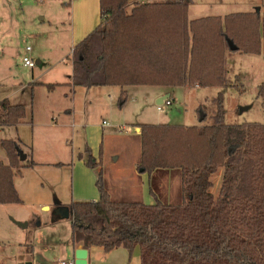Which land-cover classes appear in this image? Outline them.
I'll return each mask as SVG.
<instances>
[{"label": "trees", "instance_id": "1", "mask_svg": "<svg viewBox=\"0 0 264 264\" xmlns=\"http://www.w3.org/2000/svg\"><path fill=\"white\" fill-rule=\"evenodd\" d=\"M98 5V25L71 52L72 86L118 87L120 109L127 100L125 87L221 91L208 125L134 126L139 169L148 175L177 170L179 203L158 197L152 205L113 202L99 169L98 200L67 205L71 245L104 252L121 247L129 256L137 249L140 264H264V126L225 124L222 93L229 86L227 51L264 58V12L191 20L189 0L131 6L129 0H98ZM263 90L264 83L259 95ZM24 118V105L0 100V128L15 127ZM0 144L6 156V164L0 161V205L20 204L14 177L34 163L21 164L17 141ZM78 158L91 170L99 166L88 147ZM219 168L222 180L214 197L211 176Z\"/></svg>", "mask_w": 264, "mask_h": 264}, {"label": "rangeland", "instance_id": "2", "mask_svg": "<svg viewBox=\"0 0 264 264\" xmlns=\"http://www.w3.org/2000/svg\"><path fill=\"white\" fill-rule=\"evenodd\" d=\"M71 1L75 5L72 9ZM134 2L136 0H129L130 6ZM82 5L83 12L80 10ZM253 11L264 12V0H189L187 14L192 20ZM99 21L98 0H0V100L7 98L13 103H24L28 115H32L36 126L38 159L45 158L43 140L46 133L51 136L50 141L53 142V162H63L64 166H67L70 158L83 153L84 143L77 138L82 131L75 125L70 127V118L67 114L68 118L64 117L63 111H58L64 110L66 106L68 110H72L73 107L77 121L85 120L86 113L94 124H101V121L105 120L111 125L113 120H121V117H124L129 123L126 127L131 132L135 124L198 126L211 123L209 116L215 111L213 99L221 91L218 88L184 87L167 90L150 86L130 87L126 90L128 96L122 114L117 106L119 96L117 87H92L90 91H98L97 93L102 95V97L99 95L101 102H94V97H91L93 98L91 105L84 102L86 88L70 84L71 52ZM36 59L42 61L41 66L35 64ZM25 60L32 61L34 67H25L23 65ZM226 69L229 86L222 91L224 123L237 125L256 122L264 126V90L263 95H259V86L264 83V58L227 51ZM33 82H38V85L35 86ZM41 83L59 84V87L53 93H48L39 85ZM232 85H237L238 90L232 88ZM72 91L75 92L74 97ZM162 91L169 94L171 105L162 106L163 111L158 112L157 100L154 97L157 92ZM204 114L207 118L203 122L200 116ZM55 120L63 125L61 131L51 128ZM121 127L107 129L119 132ZM73 134L76 135L74 139ZM117 135L113 147L110 146L104 155L103 166L106 171L114 164L109 158L112 152L119 155L116 167H123L132 160H139V138L134 137L133 132ZM4 139L17 140L15 130L0 128V142ZM0 158L6 160L1 144ZM44 169L47 170L43 168L25 172L22 170L24 175L22 182L17 177V184L19 186V183H22L18 191L25 199L21 204L0 205V264H16L19 259L16 248L8 244L9 238L4 235L5 229H12L17 233L21 231L29 244H37L39 256L32 259L34 264L45 262L44 258L49 256L46 248L70 242L71 221L62 217L59 209L53 205L57 200L66 199L69 195L70 173L66 167L62 170L52 167ZM170 172L172 174L167 177L168 171L156 172L150 185L158 194H163L165 180L167 183L169 181L172 194L178 197L179 172L177 170ZM222 174L223 169L219 168L211 176L210 192L214 197L218 196ZM61 180L64 182L58 199L55 182ZM41 196L43 200L39 198ZM40 201L45 203L41 204ZM175 202L179 203L176 198ZM175 202L166 201V204H177ZM14 216H21L23 225L26 223L27 226L22 227L18 224L20 221Z\"/></svg>", "mask_w": 264, "mask_h": 264}, {"label": "crops", "instance_id": "3", "mask_svg": "<svg viewBox=\"0 0 264 264\" xmlns=\"http://www.w3.org/2000/svg\"><path fill=\"white\" fill-rule=\"evenodd\" d=\"M68 5V4H67ZM73 1L70 3V8L73 7ZM75 6V5H74ZM84 5L80 7V10L83 12ZM99 10V5H98ZM98 25V24H97ZM96 25V26H97ZM95 26V27H96ZM94 27V28H95ZM92 31V30H91ZM88 35V34H87ZM35 63H38V66L42 65V61L40 59H36ZM228 64V62H227ZM33 84L36 86L38 85V82H33ZM42 87L45 88V90L48 93H53L58 87L59 84H56L55 88L52 90H48L46 88V85L41 83L39 84ZM134 87V86H133ZM125 87L124 91L127 90ZM92 88L86 89V92L84 93V102H88L89 105L93 102H101L100 93H97L98 91H90ZM118 94L120 92V88H118ZM162 89H169L164 88ZM73 92V97L75 95V92ZM127 92V91H126ZM162 92H165L163 95H161ZM161 93L157 92L154 99L158 101L164 99L165 97H168L169 94H167L166 91H162ZM159 93V94H158ZM66 96V94H64ZM100 95V96H99ZM128 96V94H127ZM7 99V98H4ZM74 99V98H73ZM8 100V99H7ZM9 101V100H8ZM12 105H17L19 103H13L9 101ZM24 105V103H22ZM25 106V105H24ZM72 106H74V101H72ZM66 106L64 110H58L63 111L64 117L70 118V123L72 127L75 125V127L80 128L82 131L81 134H78L77 138H80L82 142L84 143L83 152L85 151V148H89L92 157L95 159L96 163L99 164L98 168L96 170H91L87 168L84 164L83 159H79L78 156L70 158V162L66 164L67 166H64L63 162H53L52 158V150L53 142L51 140V136H49L48 133L44 136V149L43 152L45 154V158L38 159L37 157V141H36V135H35V120H33L32 115L29 116L27 113V109L25 107V118L22 120L21 123H19L15 127H5V128H13L17 135V141L19 144L20 152L22 155L25 156V160H21V164L25 165L27 162L32 161L34 163L31 167H23L21 171L24 172L27 170H33L36 168H43V170H47L44 168H57V170H62V168H67L66 170L68 173H70V183H69V195L66 197V199L57 200L54 202V207L58 208L59 210H62L63 208H66L67 205H69L71 202H96L99 198V194L95 185L96 182V172L97 170H101L102 177H103V184L104 187L108 193L109 199L113 202H135V201H141L145 205H152L155 202V198L162 199L167 202H175V198L177 201H180L176 195L172 194V188L170 186V182L168 183L165 180V191L163 194H156L151 189L152 179L153 175L156 173H153L151 175H148L147 173H144L141 169H139V163H140V156L139 160H132L129 163L125 164L123 167H116V162L119 160V155L116 154V152H112L109 158L113 161V165L108 168V170H105L104 165V155L107 153L108 149L113 147L114 142L117 140V133L118 130H108L107 127H121L118 125H124L122 127H126L129 123L126 122L124 117H121L122 119L113 120L111 123V126L108 122L105 120L101 121V124H94L91 122L89 115L86 113L85 120L83 121H77V116L75 111L68 110ZM126 107L125 105L121 108L119 111L121 114L124 112ZM53 111H50L52 113ZM67 114V116H66ZM67 117V118H68ZM138 117V116H137ZM137 121V120H136ZM54 125H52L51 128H55L58 130L63 129V125L59 124L56 120L54 121ZM102 122H106L107 125H103ZM120 123V124H119ZM123 123V124H122ZM133 123V122H131ZM140 125V124H139ZM48 126V121L47 125ZM135 126H138V124H135ZM40 127V126H38ZM50 128V129H51ZM3 129V128H1ZM27 132V134H26ZM133 136L139 138V128L134 127ZM132 132L128 133L131 134ZM57 133V131H56ZM76 135H72L73 139L76 138ZM50 137V138H49ZM4 140H11V139H4ZM140 142V140H139ZM43 148V146H42ZM107 150V151H106ZM81 154V153H80ZM79 155V154H78ZM117 155V156H116ZM6 157V156H5ZM0 161L2 163L6 164V160L3 158H0ZM20 171V174L16 175L14 177V186L15 189L20 197L21 203L23 202V196L18 191L19 186H22V183H19V186L17 184V177L20 178L22 182V178L24 175H22V172ZM172 174V172L166 173V177ZM164 180V178H163ZM66 181V179H65ZM64 181H57L55 182L56 189H57V197L60 199V193L61 189L63 187ZM178 182L180 187V175H178ZM212 182V181H211ZM162 185V184H161ZM42 199V196L39 197ZM20 203V204H21ZM41 204L45 203V201H40ZM177 203V202H175ZM9 205V204H8ZM17 221H20L19 223L22 224V227H26L27 224L25 223L23 226V220L21 216H14ZM18 230V229H17ZM20 233H17L16 231H13L12 229H5L4 235H6V238H9L8 244H12L18 251V261L16 264H34L33 258L39 256V251L37 250V244L33 243L29 244L27 238H24V233L19 231ZM23 236V238H22ZM82 248L81 246H75L73 247L71 243H67L66 245H54L51 246L48 249L49 256L44 258L43 263L45 264H59L60 261L63 260H73L74 261V251L76 249ZM42 263V264H43ZM87 264H140L139 263V252L136 249L131 256H129L128 252L124 248H116L109 252H104L101 248L92 247L87 249Z\"/></svg>", "mask_w": 264, "mask_h": 264}, {"label": "water", "instance_id": "4", "mask_svg": "<svg viewBox=\"0 0 264 264\" xmlns=\"http://www.w3.org/2000/svg\"><path fill=\"white\" fill-rule=\"evenodd\" d=\"M229 49L230 51H235V47H233L231 43H229ZM35 64H38V63H35ZM166 98L168 97H165L164 99ZM162 100L158 101L157 104L161 103ZM203 119H204V115H201L200 120H203ZM19 153H20V160L22 161L25 160V156L22 155L20 151ZM59 212L61 213L62 217L69 218L70 216V213L67 207L63 208L62 210H59ZM20 225L22 226V224ZM74 264H87V249L79 248L74 251Z\"/></svg>", "mask_w": 264, "mask_h": 264}, {"label": "built area", "instance_id": "5", "mask_svg": "<svg viewBox=\"0 0 264 264\" xmlns=\"http://www.w3.org/2000/svg\"><path fill=\"white\" fill-rule=\"evenodd\" d=\"M136 2H139V3H143V2H152V0H136ZM27 51H28V49H27ZM23 65H24L25 67H28V68H32V67H34L33 62L30 61V60H25L24 63H23ZM170 105H171V101H170L168 98L163 99V100L161 101V103L157 104V106H156V110H157L158 112H161V111H163L162 106H170ZM102 123H103V125H107L106 122H102ZM119 132H120V133H123V132H125V133H130L131 130H130L128 127H121V130H120ZM59 264H74V261H73V260H69V261H68V260H63V261H60Z\"/></svg>", "mask_w": 264, "mask_h": 264}]
</instances>
